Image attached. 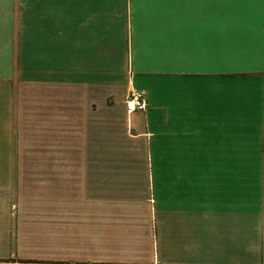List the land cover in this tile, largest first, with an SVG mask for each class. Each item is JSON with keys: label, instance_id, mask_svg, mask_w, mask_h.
I'll list each match as a JSON object with an SVG mask.
<instances>
[{"label": "crops", "instance_id": "obj_1", "mask_svg": "<svg viewBox=\"0 0 264 264\" xmlns=\"http://www.w3.org/2000/svg\"><path fill=\"white\" fill-rule=\"evenodd\" d=\"M0 264H264V0H0Z\"/></svg>", "mask_w": 264, "mask_h": 264}, {"label": "built area", "instance_id": "obj_2", "mask_svg": "<svg viewBox=\"0 0 264 264\" xmlns=\"http://www.w3.org/2000/svg\"><path fill=\"white\" fill-rule=\"evenodd\" d=\"M125 107L127 113L144 112L147 105L144 95L135 90H131L125 101Z\"/></svg>", "mask_w": 264, "mask_h": 264}, {"label": "rangeland", "instance_id": "obj_3", "mask_svg": "<svg viewBox=\"0 0 264 264\" xmlns=\"http://www.w3.org/2000/svg\"><path fill=\"white\" fill-rule=\"evenodd\" d=\"M126 101V100H125ZM125 101H124V103H125ZM20 148H21V146H20Z\"/></svg>", "mask_w": 264, "mask_h": 264}]
</instances>
